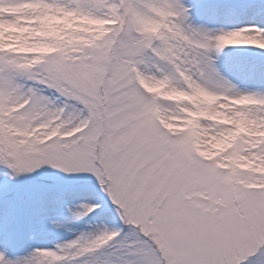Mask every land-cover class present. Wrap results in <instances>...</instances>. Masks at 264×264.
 <instances>
[{
  "label": "snow or ice",
  "instance_id": "6c2138e0",
  "mask_svg": "<svg viewBox=\"0 0 264 264\" xmlns=\"http://www.w3.org/2000/svg\"><path fill=\"white\" fill-rule=\"evenodd\" d=\"M227 46L264 50V22L195 26L184 0H0V163L52 181L10 202V232L35 212L118 221L5 244L0 264H264V90L223 73Z\"/></svg>",
  "mask_w": 264,
  "mask_h": 264
},
{
  "label": "rangeland",
  "instance_id": "374dc122",
  "mask_svg": "<svg viewBox=\"0 0 264 264\" xmlns=\"http://www.w3.org/2000/svg\"><path fill=\"white\" fill-rule=\"evenodd\" d=\"M191 6L193 24L210 28H234L248 23L264 22V0H184ZM215 5H227L235 9L232 13L213 10ZM217 65L223 73L237 85L240 90H264V50L255 46H227L219 53L213 54ZM10 169L0 163V248L5 244L9 254L26 255L33 247H56L72 240L81 232L101 231L116 226L108 213H97L73 221L67 227L57 228L50 221L56 218L53 214L35 212L31 219L18 215L9 230L8 207L10 202L17 199L18 194H32L42 186L51 183L49 174L37 172L10 178ZM63 177V173H56ZM72 178L65 177L57 181L58 187L71 184ZM129 229L125 226V231ZM129 241L134 239L128 237ZM116 259L124 251L119 246L106 250ZM108 258V257H104ZM80 261L93 264L95 256H84Z\"/></svg>",
  "mask_w": 264,
  "mask_h": 264
}]
</instances>
